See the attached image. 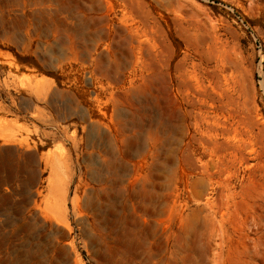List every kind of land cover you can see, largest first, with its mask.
I'll return each instance as SVG.
<instances>
[{
    "label": "rangeland",
    "instance_id": "obj_1",
    "mask_svg": "<svg viewBox=\"0 0 264 264\" xmlns=\"http://www.w3.org/2000/svg\"><path fill=\"white\" fill-rule=\"evenodd\" d=\"M0 264H264V0H0Z\"/></svg>",
    "mask_w": 264,
    "mask_h": 264
}]
</instances>
